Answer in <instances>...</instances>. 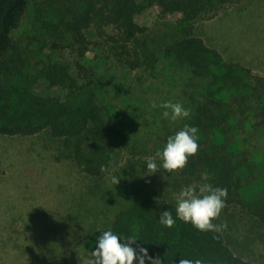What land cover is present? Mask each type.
Here are the masks:
<instances>
[{
  "label": "trees",
  "instance_id": "16d2710c",
  "mask_svg": "<svg viewBox=\"0 0 264 264\" xmlns=\"http://www.w3.org/2000/svg\"><path fill=\"white\" fill-rule=\"evenodd\" d=\"M238 1L47 0L46 16L53 27L49 48L68 50L76 58L68 63L51 56L46 62L32 61L28 47L22 49L12 38L28 0H0V135L32 136L49 130L55 137L71 138L75 162L85 173L101 176L124 155L154 156L167 136L185 123L196 125L198 151L176 172L227 188L226 204L240 206L264 224V76L225 63L193 34L196 21L211 19ZM151 6L158 8L161 19L179 16L183 37L164 52L187 73L179 98L192 114L189 119L152 121L156 129L159 124L164 129L130 139L119 117L111 115L104 93L141 69L136 41L145 28L136 16ZM90 52L94 63L87 59ZM137 84L143 85L140 80ZM174 205L149 197L119 211L109 227L86 238L83 247L90 259L85 264H93L96 238L109 228L137 234L149 255L163 264H178L181 256L205 264H254L237 256L221 232H201L179 220L172 228L161 225L160 212L168 208L175 216ZM47 264L82 263L75 248Z\"/></svg>",
  "mask_w": 264,
  "mask_h": 264
},
{
  "label": "rangeland",
  "instance_id": "374dc122",
  "mask_svg": "<svg viewBox=\"0 0 264 264\" xmlns=\"http://www.w3.org/2000/svg\"><path fill=\"white\" fill-rule=\"evenodd\" d=\"M47 12V0H28L12 38L22 49L28 47L32 61L46 62L51 56L74 62L68 50L49 48L53 27ZM178 18L176 14L159 18L156 6L136 16L145 28L136 41L141 69L104 93L111 115L119 117L130 139L164 129L163 124L156 129L152 122L168 121L159 104L180 102L181 80L187 73L164 52L183 37ZM193 34L225 63L264 76V0H239L211 19L196 21ZM93 56L87 54L89 62ZM138 117L146 119L138 121ZM72 140L55 137L49 130L32 136L0 135V264H47L75 248L85 264L90 259L83 247L86 238L109 227L119 211L149 197L175 203L174 193L181 186L202 183L176 171L170 176L165 170L146 175V157L133 154L112 163L101 176H91L75 162ZM113 172L120 174L116 185L109 179ZM213 222L227 224L220 232L237 256L264 264V224L235 204H226Z\"/></svg>",
  "mask_w": 264,
  "mask_h": 264
},
{
  "label": "clouds",
  "instance_id": "9594fccd",
  "mask_svg": "<svg viewBox=\"0 0 264 264\" xmlns=\"http://www.w3.org/2000/svg\"><path fill=\"white\" fill-rule=\"evenodd\" d=\"M159 107L164 109L162 116L172 121L189 119L192 114L190 108L172 100L161 102ZM198 135V126L185 123L179 130L167 136L163 147L158 148L154 156L145 159L146 175L165 170L170 176L183 169L189 157L198 151ZM109 179L116 185L119 183L120 174L113 172ZM227 196V188L209 182L183 185L174 193L175 216L171 209L165 208L160 212L159 223L166 228H172L179 220L185 224L190 223L198 231L218 233L226 228L227 224L213 221L220 217ZM138 241L143 240L135 233L125 235L111 228L100 232L93 249V264H134V261L135 264H146V261L148 264H163L161 259L149 255L148 249ZM181 257L178 264H205L200 258Z\"/></svg>",
  "mask_w": 264,
  "mask_h": 264
},
{
  "label": "crops",
  "instance_id": "0c3cea01",
  "mask_svg": "<svg viewBox=\"0 0 264 264\" xmlns=\"http://www.w3.org/2000/svg\"><path fill=\"white\" fill-rule=\"evenodd\" d=\"M261 18H263V17H261Z\"/></svg>",
  "mask_w": 264,
  "mask_h": 264
}]
</instances>
